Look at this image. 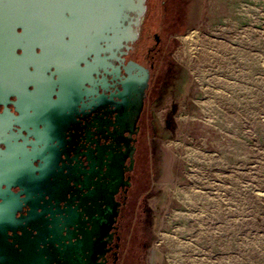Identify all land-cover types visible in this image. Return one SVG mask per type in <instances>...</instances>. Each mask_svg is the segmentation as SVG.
Returning <instances> with one entry per match:
<instances>
[{
	"label": "rangeland",
	"instance_id": "rangeland-1",
	"mask_svg": "<svg viewBox=\"0 0 264 264\" xmlns=\"http://www.w3.org/2000/svg\"><path fill=\"white\" fill-rule=\"evenodd\" d=\"M183 9L130 224L146 264H264V0Z\"/></svg>",
	"mask_w": 264,
	"mask_h": 264
},
{
	"label": "flooded vegetation",
	"instance_id": "flooded-vegetation-1",
	"mask_svg": "<svg viewBox=\"0 0 264 264\" xmlns=\"http://www.w3.org/2000/svg\"><path fill=\"white\" fill-rule=\"evenodd\" d=\"M137 1L134 0L135 3ZM185 2L186 0H144L145 11L141 16L137 11L126 12L127 18L123 25L131 26L129 40L122 42L118 49L99 54L101 61L95 64V72L86 77L87 81L79 89L71 86V67L60 66L59 62L57 73L53 75V79L58 80L52 95L55 103L44 110L41 119L43 123L39 124L38 129L42 136L64 137L68 143L61 147L57 140H52L47 146L53 148L43 149L42 159L32 161L34 167L40 166L41 169L40 173H36L38 176L41 174L38 182L25 179L21 182L22 188L10 187L13 194L24 192L18 198L25 199V202L13 218L8 216V208L0 211V264H8V260L11 262L16 258L12 257L8 245L1 243L2 234L8 243H13L12 248L17 249V252L21 251L18 247L22 244L26 250L23 262L57 264L56 249L59 247L62 217L68 216L67 209L76 208L77 202L70 203L72 197L88 192L82 189L78 193L80 185L75 186L73 181L61 178L62 174H67L66 169L62 173L61 169L68 167L70 176H75L76 170H88L87 157L92 161L97 155L96 149L100 147L105 149L103 162L108 152L119 155L123 144L119 146L112 136L127 140V154L130 156L124 162L123 180L113 196L117 214L107 235L103 237L102 253L97 255L96 264H146L147 237L142 227L140 228L143 224L140 205L137 206L135 215L137 224L131 226L130 221L135 214L133 212L132 215V208L138 198L135 192L136 181L144 177L141 171L146 159L144 148L148 132H151L150 123L154 118L150 108L160 98L172 76L171 44L185 33L186 26L191 25L183 9ZM67 39L68 37L64 38ZM52 72H55L54 68L46 72V75ZM140 96L142 105L133 133L120 134L114 124L123 116L125 101L129 102L127 111L130 112ZM10 100L13 101L14 98L11 97ZM7 108L16 115L12 104L8 103ZM22 134L26 135V132ZM28 141H31V137ZM0 147L4 149L2 145ZM102 172H106L105 167ZM1 186L6 188L5 184ZM48 199L51 200L45 203ZM37 205H42L43 209ZM87 227L91 229V226ZM17 239L20 243L16 242Z\"/></svg>",
	"mask_w": 264,
	"mask_h": 264
},
{
	"label": "water",
	"instance_id": "water-1",
	"mask_svg": "<svg viewBox=\"0 0 264 264\" xmlns=\"http://www.w3.org/2000/svg\"><path fill=\"white\" fill-rule=\"evenodd\" d=\"M132 11L141 16L145 11L144 0L137 3L134 0H0V146L4 147H0V211L8 208L10 218L25 202L18 198L24 192L13 194L10 187L22 188L21 182L25 179L38 182L41 174L36 173L41 169L34 167L32 161L42 159L43 149L53 148L47 146L52 140H57L61 147L68 143L64 137L42 136L38 129L43 123L44 110L55 103L52 95L58 80L53 75L59 62L60 66L71 67V86L81 88L86 77L95 72V64L101 61L99 54L118 49L122 42L129 40L131 26L123 22L126 12ZM65 37L68 39L64 40ZM52 68L55 72L46 75ZM8 103L14 106L16 115L8 110ZM141 105L140 96L128 112L130 105L125 101L123 116L114 124L120 134L133 133ZM112 139L119 146L123 144L119 155L108 152L103 162L105 149L100 147L92 161L87 157L88 170H76V175L70 176L68 167L61 169V173L67 170L61 178L80 185L78 193L82 189L88 192L72 197L70 203L77 202L76 208L67 209L68 216L62 217L57 264H96L97 255L102 253L103 237L117 214L113 196L123 180L124 162L130 156L126 139L113 136ZM37 206L43 209L42 205ZM1 243L8 245L12 257H16L11 262L8 260V264H27L22 261L26 250L21 243L20 252L12 248L13 243H8L3 234Z\"/></svg>",
	"mask_w": 264,
	"mask_h": 264
},
{
	"label": "bare ground",
	"instance_id": "bare-ground-1",
	"mask_svg": "<svg viewBox=\"0 0 264 264\" xmlns=\"http://www.w3.org/2000/svg\"><path fill=\"white\" fill-rule=\"evenodd\" d=\"M194 37V34H192L189 38H193Z\"/></svg>",
	"mask_w": 264,
	"mask_h": 264
}]
</instances>
